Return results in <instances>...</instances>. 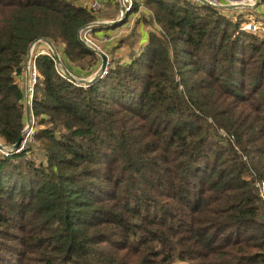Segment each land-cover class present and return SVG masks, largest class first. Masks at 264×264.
<instances>
[{
  "label": "trees",
  "instance_id": "16d2710c",
  "mask_svg": "<svg viewBox=\"0 0 264 264\" xmlns=\"http://www.w3.org/2000/svg\"><path fill=\"white\" fill-rule=\"evenodd\" d=\"M85 1L0 0L1 147L24 128L34 41L99 60L75 37L98 19ZM142 7L146 42L87 83L34 45L31 143L0 154V264H264V0Z\"/></svg>",
  "mask_w": 264,
  "mask_h": 264
},
{
  "label": "built area",
  "instance_id": "2783aa9c",
  "mask_svg": "<svg viewBox=\"0 0 264 264\" xmlns=\"http://www.w3.org/2000/svg\"><path fill=\"white\" fill-rule=\"evenodd\" d=\"M120 1L123 7L124 16L121 18V16H119L118 14L115 18V21H120L121 19H123V22L119 26H116L117 29L116 31H114V33L112 34L105 33L101 35L100 37H96L94 35V30H93L95 26H88V25L84 26V28H82L81 30L76 31L75 37L79 44L105 57V66L99 76H104L106 74V70L110 64V58H108L107 55L104 53L103 47L108 46L120 34L127 33L130 30H132L136 18L138 16L140 17L142 10H143L142 0H120ZM188 1L197 3V4H202L201 1H204L214 7H224V6L235 5V4L252 6L256 0H234V1H230V0H188ZM244 3H247V4H244ZM117 4H118V1H117ZM136 4L139 5V8H138V11L134 12L133 10ZM83 6H85L88 10L95 12L97 9L100 8L101 1L100 0H87L84 2ZM258 27L259 26L257 24L251 21V22L244 24L242 29L245 31L254 33L259 30ZM31 53H32V50L30 52L29 63L26 68V80L24 81V85H23V92L26 93L28 98L32 94V86L36 79V71L33 65V61L31 59ZM40 53H43V51H40ZM59 75L61 77L63 76L60 72H59ZM23 76H24V66H23V70L19 78L20 81H22L21 79H23ZM69 81L76 83L73 80H69ZM32 123H33L32 119L30 118L29 127L25 129V125H24V128L20 136L21 137L20 142L15 150L11 151L10 147L4 148L0 146V154L3 157H6L10 153H18L22 151L29 143H31V134L33 131ZM259 193H260L261 198L264 200V186L263 185L259 187Z\"/></svg>",
  "mask_w": 264,
  "mask_h": 264
},
{
  "label": "water",
  "instance_id": "95a60500",
  "mask_svg": "<svg viewBox=\"0 0 264 264\" xmlns=\"http://www.w3.org/2000/svg\"><path fill=\"white\" fill-rule=\"evenodd\" d=\"M118 1V14L119 16H121V18L124 16L123 14V7L121 5V1L120 0H117ZM230 1H234V0H230ZM260 0H256L254 2V4L252 6H249V5H242V4H235V5H229V6H224V7H214V6H211L210 4L204 2V1H201L202 4L204 5H208L212 8H215V9H221V10H234V9H250V8H254L256 7L258 4H259ZM123 22V19H121L120 21H114V22H109V23H100V22H93L91 24H87L88 26H95V27H102V26H119L120 24H122ZM87 25H84V26H87ZM84 26L80 27L78 30H81L82 28H84ZM38 42H42L45 49L50 52V54L52 55L54 61H55V64H56V67H57V70L64 76L66 77L68 80H73L75 81L76 83L78 84H83V83H87L83 80H80V79H75L73 78L69 73L68 71L62 66L59 58H58V55L54 49V47L51 45V43L47 40H36L34 41L27 49L26 51V55H25V59H24V81L26 80V68H27V65L29 63V57H30V52L32 50V48L34 47V45ZM81 45V44H80ZM82 47H84L83 45H81ZM85 49H87L88 51H90L92 54L96 55L98 58H99V62H100V65L98 67V69L95 71L94 75H93V78L95 77H98L100 75V73L102 72L104 66H105V57L99 53H95L94 51H92L91 49L87 48V47H84ZM23 98H24V125H25V129H27L29 127V124H30V105H29V98L27 97L26 93L23 92ZM20 139L21 137L18 138V140L10 147V150L13 151L17 148L19 142H20Z\"/></svg>",
  "mask_w": 264,
  "mask_h": 264
},
{
  "label": "rangeland",
  "instance_id": "374dc122",
  "mask_svg": "<svg viewBox=\"0 0 264 264\" xmlns=\"http://www.w3.org/2000/svg\"><path fill=\"white\" fill-rule=\"evenodd\" d=\"M111 4L112 5L109 4V6H112L113 7L112 10L109 9V10H106V11H102V5H101L100 8L95 11V13H97L96 15L98 17V19L96 21H99V20H101V21L104 20V21H108V22H114L115 21V18L118 15V9H116L113 6V3H111ZM244 4H247V3H244ZM250 9H253V7L250 8ZM242 10L243 9H237V11H242ZM258 11L260 12V14L262 15V17L264 18V7L261 8L260 10H258ZM142 12L145 15H148L149 14L145 9H143ZM142 16L143 15L141 14L140 17H142ZM134 24H135L134 25V31L136 30L137 25H143L141 22H139V16L136 18ZM146 27H148V31H150V29L152 28L151 26H146ZM134 31H132L130 33L127 32L129 34H128V36L125 35L126 37L123 36L122 34H120L108 46L103 47V51L107 55V57L108 58H111L112 57L114 59L117 58L119 60L121 59L122 62L120 61V63H125L128 60V57L130 55H133V54L138 53L139 47H137V44L134 45L133 40H130V39H133L134 38L133 37ZM262 32L263 31H259V34H262ZM144 43H145V41L143 42V44ZM83 61H86L87 63H90L91 65L93 64V60L90 59V58H85ZM80 63L81 62H79L78 64H80ZM99 65H100V62L97 64L96 70L98 69ZM261 220L262 221L264 220V213L262 214Z\"/></svg>",
  "mask_w": 264,
  "mask_h": 264
},
{
  "label": "crops",
  "instance_id": "0c3cea01",
  "mask_svg": "<svg viewBox=\"0 0 264 264\" xmlns=\"http://www.w3.org/2000/svg\"><path fill=\"white\" fill-rule=\"evenodd\" d=\"M100 1H101V5H102V11H106V10H109V9L112 10L113 7L112 6H109V4L112 5L111 3H104L103 0H100ZM141 14H144V13L142 12ZM97 22H100V23H109L108 21H104V20H102V21L99 20ZM112 27H114L113 30H112ZM112 27L111 26H106V27L105 26H102V30H95L94 31V35L96 37H100L101 35H103L105 33L112 34L117 29L116 26H112ZM132 31H134V26H133L132 30L129 31V33L132 32ZM129 33H123L122 35L123 36H125V35L128 36ZM148 33H149L148 27H146L145 25H137V28H136V30L134 31V34H133V37L134 38L133 39H130V40H133L134 45L137 44V47H139V50H140L141 46L143 45V42L144 41L146 42V40H147ZM120 61H121V59H120ZM97 62L99 63V60ZM97 62L95 61V63H93L91 65L90 63H87L86 61H81V63L78 64L77 66H72V65H70L68 63H64V65H62V66L75 79H80V80H83L85 82H88L93 77L92 75L96 71L97 64H98ZM21 80L22 81L19 80V84H20V86L22 87V90H23L24 76H23V79H21Z\"/></svg>",
  "mask_w": 264,
  "mask_h": 264
}]
</instances>
